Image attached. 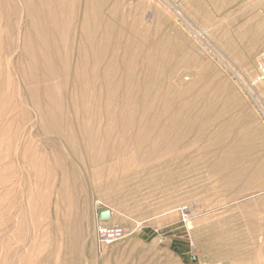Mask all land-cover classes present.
Wrapping results in <instances>:
<instances>
[{"label": "rangeland", "instance_id": "374dc122", "mask_svg": "<svg viewBox=\"0 0 264 264\" xmlns=\"http://www.w3.org/2000/svg\"><path fill=\"white\" fill-rule=\"evenodd\" d=\"M263 52L264 0H0V264H264Z\"/></svg>", "mask_w": 264, "mask_h": 264}, {"label": "built area", "instance_id": "2783aa9c", "mask_svg": "<svg viewBox=\"0 0 264 264\" xmlns=\"http://www.w3.org/2000/svg\"><path fill=\"white\" fill-rule=\"evenodd\" d=\"M264 82V52L260 55L257 63V74L254 80V84H259ZM96 209H101V204L99 202L96 203ZM180 214L183 218H185V214L187 213L186 208H181L179 210ZM124 235V231L122 228L118 226H109L104 222H98L95 228V236L96 240L101 245H109L118 240H120Z\"/></svg>", "mask_w": 264, "mask_h": 264}, {"label": "water", "instance_id": "95a60500", "mask_svg": "<svg viewBox=\"0 0 264 264\" xmlns=\"http://www.w3.org/2000/svg\"><path fill=\"white\" fill-rule=\"evenodd\" d=\"M110 218V211L108 209H99L96 211V219L98 222H106Z\"/></svg>", "mask_w": 264, "mask_h": 264}, {"label": "bare ground", "instance_id": "6f19581e", "mask_svg": "<svg viewBox=\"0 0 264 264\" xmlns=\"http://www.w3.org/2000/svg\"><path fill=\"white\" fill-rule=\"evenodd\" d=\"M202 33V32H201ZM111 219H112V212H110V218L106 221V222H104L105 224H108L110 221H111Z\"/></svg>", "mask_w": 264, "mask_h": 264}]
</instances>
